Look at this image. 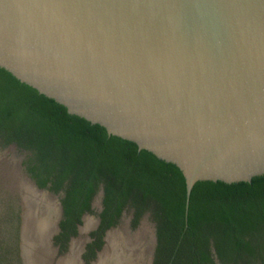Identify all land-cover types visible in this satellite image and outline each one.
<instances>
[{"label":"water","instance_id":"1","mask_svg":"<svg viewBox=\"0 0 264 264\" xmlns=\"http://www.w3.org/2000/svg\"><path fill=\"white\" fill-rule=\"evenodd\" d=\"M0 67L179 166L187 215L198 181L264 175V0H0ZM22 159L0 150V189L21 207L22 263L49 264L61 196Z\"/></svg>","mask_w":264,"mask_h":264},{"label":"trees","instance_id":"2","mask_svg":"<svg viewBox=\"0 0 264 264\" xmlns=\"http://www.w3.org/2000/svg\"><path fill=\"white\" fill-rule=\"evenodd\" d=\"M17 146L24 170L39 187L61 195L63 219L55 244L63 254L84 213L103 191L96 240L133 212L132 226L149 213L156 224L155 264H264V175L248 181H198L186 213V178L179 166L137 143L71 114L0 67V150ZM188 218V219H186ZM21 207L0 189V264H23Z\"/></svg>","mask_w":264,"mask_h":264},{"label":"flooded vegetation","instance_id":"3","mask_svg":"<svg viewBox=\"0 0 264 264\" xmlns=\"http://www.w3.org/2000/svg\"><path fill=\"white\" fill-rule=\"evenodd\" d=\"M23 159H24V156H23ZM99 193L95 197V199H94V201L92 203V208L95 210V214L94 213H89V212L83 214L82 222L77 227V234L71 236V238H70V240L68 242L67 250L63 254H61L59 252V247H58V245L55 244V237L61 232V227H60V230L55 234L53 246H54V248L57 249L58 254L59 255H65L68 252L73 251L72 249H74L73 245H74L75 241L80 238L81 234L83 235L84 227L87 226L86 225V218L93 217L94 220H95V223H93L87 229V231L84 232L85 233V237H84L83 242L81 244L80 260H81L82 264H96L99 261L98 259H100L99 258V252L104 248V246L106 244L107 232L111 228H120L122 226V223L125 220V217L128 215V218H129L128 229L130 231L129 233L135 234V233H138V232H141V231L145 230V233H143V238H144V242H145V255H144V259L140 261V264H155V260H156L155 252H156V248H157V244H158L156 224L150 218V214L147 213V214H145L142 217V219L140 220L139 224L136 227H133L132 226V220H133V212L132 211H124L123 215L121 217L120 223L118 225H116V226H112V227L108 228L104 232V235H103L104 243H103L102 248L101 249L95 248V252H96L95 256L92 259L87 260L88 257H86V256L87 255L88 256L91 255V252H92L91 248L89 247V245L94 243L95 240H96V237H94L93 233L96 232L99 229L100 224H101V219L98 216V214L103 210V204H102L103 196H100ZM60 196L62 197L63 195L61 194ZM147 218L150 219L153 222V224H154V231L152 233H150L144 227L142 228L144 219H147ZM215 259H216V263L215 264H222L217 259V257H215ZM74 260H76V259H74Z\"/></svg>","mask_w":264,"mask_h":264},{"label":"rangeland","instance_id":"4","mask_svg":"<svg viewBox=\"0 0 264 264\" xmlns=\"http://www.w3.org/2000/svg\"><path fill=\"white\" fill-rule=\"evenodd\" d=\"M13 153V151H12ZM17 155L20 154L17 152ZM95 223V220L93 217L86 218V227L83 230V235L81 234L80 238L77 239L73 245L72 254L67 259L61 260L60 256L58 254V251L53 249L50 252V255L53 256L50 257V263L49 264H82L80 260V254H81V244L83 242V239L85 237V233L87 229ZM129 224V218L128 215L125 217L124 222L122 223V226L119 228V230H116V232H113L111 234L110 239L112 236H115L113 239V243H117V245H114V249L109 252V246L106 248V251L103 253L101 259L96 264H140V261L144 259L145 255V242L143 238L144 231L131 234L129 233L128 229ZM145 228L150 233L154 231V224L150 219H144L142 228ZM122 250V257H118V253ZM113 255V258H110ZM122 260H120V259ZM76 259V260H74ZM74 262H73V261ZM137 260V263L135 262ZM64 262V263H63Z\"/></svg>","mask_w":264,"mask_h":264},{"label":"bare ground","instance_id":"5","mask_svg":"<svg viewBox=\"0 0 264 264\" xmlns=\"http://www.w3.org/2000/svg\"><path fill=\"white\" fill-rule=\"evenodd\" d=\"M111 234H112V233H110L109 238H108V239H109V242H108V245H107V247L109 246V252H108V253H110V252L114 249V247H113L114 245H117L116 241H115V243H113V239H114L115 236H112V238L110 239ZM107 247H106V248H107ZM105 251H106V250H105ZM105 251H104V252H105ZM104 252H103V253H104ZM117 253H118V257L121 258L122 255H123V254H122V250H121L120 252H117ZM71 254H72V253H71ZM71 254H70V255H71ZM70 255H69V256H70ZM102 255H103V254H102ZM102 255H101V257H102ZM70 257H71V256H70ZM101 257H100V259H101ZM71 258H73V256H72ZM110 258H113V255H112ZM120 258H119V259H120ZM100 259H99V261H100ZM120 260H122V259H120ZM72 261H73V260H72ZM99 261H98V262H99ZM73 262H74V261H73ZM135 262L137 263V260H136ZM63 263H64V262H63ZM57 264H58V263H57ZM61 264H62V263H61Z\"/></svg>","mask_w":264,"mask_h":264}]
</instances>
